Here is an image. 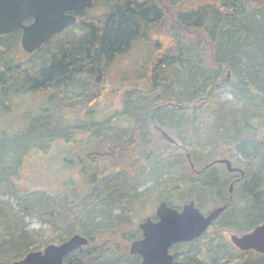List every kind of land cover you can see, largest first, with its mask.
<instances>
[{
  "label": "trees",
  "instance_id": "16d2710c",
  "mask_svg": "<svg viewBox=\"0 0 264 264\" xmlns=\"http://www.w3.org/2000/svg\"><path fill=\"white\" fill-rule=\"evenodd\" d=\"M100 1L102 13L75 11L77 22L39 48L34 71L13 65L20 30L0 35V100L7 93L1 111L11 92L28 84L57 109L89 114L116 92V72L126 87L122 109L114 113L132 119L131 125H96L98 149L86 155L95 169L85 191L67 184L29 199L9 184L20 149L50 132L43 123L34 122L18 141L0 143V195L18 205L12 210L0 203V264L40 248L36 241L44 229H29L31 220L51 231L43 245L75 231L87 236L88 245L66 255V264H140L128 250L141 237L134 213L159 200L180 208V193L182 202L209 193L216 205L230 203L201 236L171 245L173 264H264V254L239 250L222 233H243L264 220V0ZM131 57L129 65L112 70ZM156 127L178 144L162 138L150 143ZM187 154L197 169L225 154L244 175L231 181L230 193L222 172L213 165L194 171Z\"/></svg>",
  "mask_w": 264,
  "mask_h": 264
},
{
  "label": "rangeland",
  "instance_id": "374dc122",
  "mask_svg": "<svg viewBox=\"0 0 264 264\" xmlns=\"http://www.w3.org/2000/svg\"><path fill=\"white\" fill-rule=\"evenodd\" d=\"M102 8L103 5L101 1L94 0V4L89 8L88 12L91 14H100L103 12ZM71 31L80 33L77 28H72ZM54 46V44L51 45V48L53 49ZM41 52L42 51L39 50L37 54L38 57L41 56ZM15 54H17V52ZM131 59L135 60L136 58L131 57L125 59L122 63L117 62L112 70L114 71L120 69L122 66L129 65L128 63ZM23 69H27L26 63L21 67V70ZM131 69L132 68H130V70ZM114 76L116 78V92L109 94L105 99L99 101L97 105L94 102L92 106H96L91 109L89 114L87 111L84 112L80 109L78 111L57 109L45 94L31 92L24 94L23 92V94L18 93L17 96L11 97L9 103H7L8 106L6 110H0V143L3 141H18L23 135L27 136V132L31 129L34 122L43 123L50 129V132L46 131L37 141L30 140L20 149L18 159L13 162L15 164L10 168L11 173L8 177V182L11 184V187L14 186L17 187L16 189L28 192L29 199L38 197L40 193L38 194L37 191L46 192L50 195L61 192L63 191L62 188H64V185L67 184L75 187L80 185L79 187L81 188L76 187L75 189H87L89 173H91L95 167L94 164L89 163L86 155L98 149L96 141L92 136V132L96 125H105L107 122L121 126L132 124L131 118L116 116L114 113L122 109L121 86L126 87V85L120 82V78L117 76L116 72H114ZM3 107H6V105ZM85 107L86 106H83L84 109L87 108ZM152 129L150 143L152 141L155 143H162L161 141L163 138L160 132L155 128ZM169 134L175 138L171 133ZM133 156H136V154L133 153ZM219 156L226 157L225 154H219ZM8 162L12 161L8 160ZM213 166L217 169L216 171L219 170L223 173L221 177L225 181L227 180L228 184L234 180V178L237 179L241 176L239 173L233 176L226 174L221 163H215ZM185 191L186 189L182 192ZM186 194L189 195L188 193ZM201 194L202 193L198 194L199 201L195 202L200 211L206 213L216 205L218 200L217 197L209 193H203L204 195ZM182 195H184V193H180L176 196L178 197L176 198L178 203H175L176 201L174 199L175 204H180L181 206L184 202L189 200L188 198L182 202ZM159 201L148 203L142 207L140 211L134 213L132 221L136 227H138V222L143 220L146 216L154 215L156 205ZM0 203H2L1 206L9 204L12 210L18 209L16 199L10 198L5 193L0 195ZM46 226L45 224L41 225L40 222L36 220L28 222L29 229H44L43 237L39 236L36 241L40 248L34 250H41L46 246L43 245L42 242L49 239L51 234L50 230L45 231L48 229ZM231 232L233 231H222L227 240H229V234ZM74 233H77V231L73 232V234ZM119 243L126 242L121 239ZM129 245L130 244H128V246Z\"/></svg>",
  "mask_w": 264,
  "mask_h": 264
},
{
  "label": "water",
  "instance_id": "95a60500",
  "mask_svg": "<svg viewBox=\"0 0 264 264\" xmlns=\"http://www.w3.org/2000/svg\"><path fill=\"white\" fill-rule=\"evenodd\" d=\"M93 2L94 0H0V35L20 30V45L24 51L31 53L65 27L76 23L77 15L74 12L92 7ZM27 18H31L29 23L24 22ZM229 74L227 72L226 79ZM160 133L165 139L174 142L163 129H160ZM262 138L264 139V134ZM187 158L191 163L189 154ZM214 163L224 164L229 172L238 171L240 177L244 174L227 157L215 158L203 165L201 170ZM191 165L193 166L192 163ZM228 189L232 193L233 182ZM229 203L230 201L214 206L203 213L194 200L183 203L180 208L160 200L155 208L156 218L147 216L138 222L141 237L130 243L129 253L138 254L141 257L140 264H173L170 246L201 236ZM229 239L239 250H253L264 254V220L246 232H231ZM88 243L87 236L77 232L59 243H48L41 250H30L11 264H66V255Z\"/></svg>",
  "mask_w": 264,
  "mask_h": 264
},
{
  "label": "flooded vegetation",
  "instance_id": "af4514ba",
  "mask_svg": "<svg viewBox=\"0 0 264 264\" xmlns=\"http://www.w3.org/2000/svg\"><path fill=\"white\" fill-rule=\"evenodd\" d=\"M82 9H84V8H82ZM79 10H81V9H79ZM78 17V16H77ZM29 23V22H28ZM18 44H19V46L17 47V56L14 58V61H13V65L14 66H16L17 68H20L21 69V67L24 65V63H26V66H27V69H23L24 71H30V70H32V71H34L36 68H38V66H39V57L37 56V54L39 53V48L38 49H36L35 51H33V52H31V53H27L26 51H24L23 49H22V47H21V45H20V40H19V42H18ZM5 66H6V68H5V71H7L8 70V66H7V63L6 64H4ZM11 68V67H10ZM4 77V79H5V81H7V76L6 75H4L3 76ZM29 86L30 85H28V84H26V85H22V88H20V91L18 92L19 94H23V92H24V94L25 93H29V92H31V93H38V92H32L30 89H29ZM6 89H7V87H6ZM5 89V90H6ZM18 93H14V91H12L11 92V97H14V96H17V94ZM3 96H2V98H1V102H4L3 101V97L4 96H7V93L4 91V92H2L1 93ZM38 94H40V93H38ZM76 126H79V125H76ZM157 128V130L160 132V128L159 127H156ZM162 137V136H161ZM164 140H166V141H168V142H170V143H172V144H177V141L175 140V138H173V140H174V142L173 141H169L168 139H165L164 137H162ZM188 159V158H187ZM189 161V160H188ZM191 164V163H190ZM192 166V165H191ZM192 168L194 169V171H196V172H201L202 170V166H201V168L200 169H197V168H194V166H192ZM236 173H239V172H234L233 174H236ZM240 174V173H239ZM190 200H193V199H190ZM195 202V201H194ZM185 203V202H184ZM170 252V251H169ZM172 255H173V253L172 252H170ZM173 261H174V255H173ZM140 263H141V258H140Z\"/></svg>",
  "mask_w": 264,
  "mask_h": 264
}]
</instances>
